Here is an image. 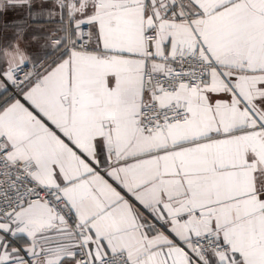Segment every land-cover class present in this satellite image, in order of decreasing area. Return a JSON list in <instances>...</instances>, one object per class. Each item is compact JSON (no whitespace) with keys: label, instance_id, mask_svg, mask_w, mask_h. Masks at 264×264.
I'll return each mask as SVG.
<instances>
[{"label":"snow or ice","instance_id":"obj_1","mask_svg":"<svg viewBox=\"0 0 264 264\" xmlns=\"http://www.w3.org/2000/svg\"><path fill=\"white\" fill-rule=\"evenodd\" d=\"M7 3L0 264H264V0Z\"/></svg>","mask_w":264,"mask_h":264},{"label":"crops","instance_id":"obj_2","mask_svg":"<svg viewBox=\"0 0 264 264\" xmlns=\"http://www.w3.org/2000/svg\"><path fill=\"white\" fill-rule=\"evenodd\" d=\"M0 3L4 4V7L0 9V33L12 35L18 28L44 22L42 20L33 21L27 15L29 11L27 5H9L7 0H0ZM33 7H35V5H33ZM32 31H34V29L29 27L25 35L31 34Z\"/></svg>","mask_w":264,"mask_h":264}]
</instances>
